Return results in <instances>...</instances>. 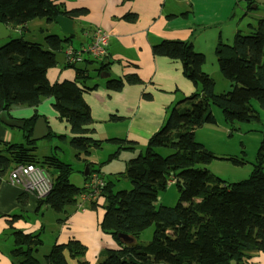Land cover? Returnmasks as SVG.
<instances>
[{
  "label": "trees",
  "instance_id": "trees-1",
  "mask_svg": "<svg viewBox=\"0 0 264 264\" xmlns=\"http://www.w3.org/2000/svg\"><path fill=\"white\" fill-rule=\"evenodd\" d=\"M129 1L132 0H124ZM247 1L249 5L253 3ZM86 14L85 9L67 11L56 0H0V22L10 31L18 28L25 31L28 23L38 19L56 24L58 16L76 20ZM137 18L135 14L124 16L132 23ZM250 29L248 35L237 31L232 45L226 44L219 35L215 48L219 70L233 87L220 95L215 93V80L203 71L205 55L195 50L192 40H164L152 46L155 57L179 61L184 76L200 92L174 106L164 125L142 148L124 139L101 141L88 137L93 134V119L84 94L98 87L87 85L93 78L88 66L97 61L87 57L82 64L67 65L76 72L73 82L51 84L47 79L48 70L58 64V54L74 41L77 33L62 37L49 34L43 43L10 36L8 42L0 45V113L21 106L36 108L44 99L53 97V109L70 126L72 137L68 140L76 151L75 157L84 158L90 165L87 181L92 173H100L88 157L104 142L118 144L119 150L137 152L127 170L117 175V181L122 178L129 182V189L116 190V183L105 180L102 190L105 212L100 227L119 242L120 248L108 251L107 257L98 264H248L252 254L264 253V154H260L261 159L248 179L227 185L207 168H199L209 165L214 156L196 140L198 129L216 123L212 106L223 111L229 124L259 120L258 112L250 104L252 100L264 110V21L260 20ZM96 72L100 77L108 72V65L101 63ZM139 84L143 82L137 75L109 78L106 82L107 88L113 91ZM39 118L35 114L24 120V142L4 145V154H0V177L17 165L33 164L46 172L53 169V190L39 203L49 205L60 217L57 221L62 223L70 208L79 207L85 188L70 182L74 172L71 163L55 155L38 159L33 153L38 141L29 139ZM49 132L46 138L63 141L67 138ZM160 151H166L167 155ZM169 182L177 187L179 202L174 207L156 208L158 196L168 190ZM97 204L90 206L98 208ZM153 224V238L143 244L140 235ZM119 234L129 235L133 243H124ZM13 235L11 254L15 264H42L35 253L37 236L21 232ZM66 251L71 258L81 259L86 247L75 240L55 245L45 256L47 264H69ZM79 264L89 263L81 259Z\"/></svg>",
  "mask_w": 264,
  "mask_h": 264
},
{
  "label": "crops",
  "instance_id": "crops-1",
  "mask_svg": "<svg viewBox=\"0 0 264 264\" xmlns=\"http://www.w3.org/2000/svg\"><path fill=\"white\" fill-rule=\"evenodd\" d=\"M56 2L67 11L87 10L86 15L73 20L75 33H80V44L71 42L75 48L89 46L92 38L86 34L93 29H102L109 36L107 57L88 66L93 78L88 80L87 85H98L95 90L84 94L93 119L91 126L93 134H89L88 137L101 141L124 139L136 143L139 148L144 147L164 125L174 106L200 92V88L184 76L179 61L167 57H155L152 46L164 40H192L195 50L199 52L197 46L200 41L207 37L210 30H214L215 35L211 42L215 53L219 35L222 37L223 34V26L234 23L233 20L238 17L243 2L249 5L247 0H132L129 2L56 0ZM252 2L255 4H251L252 9H258V3L264 4V0H252ZM249 8L250 5L245 12H248ZM126 14H135L138 18L133 23L128 22L124 19ZM259 17L264 21L262 15ZM243 21L244 19L237 28L235 27L233 34L236 35ZM30 23L26 25V31H30L27 29ZM249 25L250 28L255 27ZM52 29L57 30L61 34L56 33L59 36H65L57 24ZM15 31L22 32L21 35L24 36V29L18 28ZM65 50L66 48L58 54L57 66L47 72V79L51 84L76 80L75 70L67 67ZM199 53L203 54L201 51ZM101 63L108 65L107 73L110 75L108 78H104L102 74L100 77L97 76L96 70L100 68ZM204 67L206 65L203 66V71L213 77V74L205 71ZM127 75H137L143 84L125 85L121 91H113L107 88L106 81L99 80V78H124ZM213 79L215 80V76ZM215 83L217 86V82ZM54 103L55 99L50 97L44 99L36 108L15 107L9 113L12 118L20 120L38 114L46 119L49 131L56 135H64L68 140L72 137L70 126L65 120H60L58 113L53 109ZM226 126L225 124L224 128H227ZM12 130L0 123V154H4L5 144L24 142L23 133L18 139L17 133ZM36 152L37 148L33 153L36 155ZM93 157L94 153H92L94 167L95 161L101 160ZM9 172L0 177V264L16 262L11 254L14 247V232L37 236L38 243L41 244L42 234L48 228L53 238L51 249L55 245L78 241L86 247L84 258L81 259L89 264H98L107 256L108 251L120 248L119 242L112 235L101 230L100 224L104 216L102 208H91L90 205L84 208H70L65 221L59 223L57 219L60 217L54 214L49 205L40 204L34 195L10 184ZM47 173L50 177L55 174L51 171ZM99 202L104 204V201ZM65 256L69 264H79L81 261L78 258H71L68 251L65 252ZM248 264H264V253L252 254Z\"/></svg>",
  "mask_w": 264,
  "mask_h": 264
},
{
  "label": "rangeland",
  "instance_id": "rangeland-1",
  "mask_svg": "<svg viewBox=\"0 0 264 264\" xmlns=\"http://www.w3.org/2000/svg\"><path fill=\"white\" fill-rule=\"evenodd\" d=\"M252 5H250L248 12H245L247 11L248 5L243 2L241 6L242 8L238 12V17L233 20L234 23L230 25L226 24L228 26H223L222 38L226 44L232 45L234 43L235 34H233V31L243 19L244 21L239 25L238 30H240L243 35H248L251 33L249 24L256 27L261 18L259 16L262 15L264 18V4L258 3V9H252ZM224 23H226V21ZM54 26L55 24L50 26V24L45 20H34L29 24V27L27 26V29H30V31L25 30L24 36L21 35L22 32L12 30L11 39L24 37L27 41L43 43V35L45 37L49 34H60L57 31L58 28L57 30L52 29ZM208 33L207 37L200 41L197 46V50L199 52H203V55L206 57V67H204V70L213 74V77L215 76V82H217L215 93L218 95L225 94L231 91L233 87L232 85L231 87L228 86L231 82L226 80L219 70L217 57L214 53V45L212 43L215 31L210 30ZM6 42H8V40L1 41L0 45H4ZM79 42L80 33H77V36L74 38V43L79 45ZM99 80L107 82L108 79L99 78ZM250 104L258 112V121L253 120L250 123L235 122L234 124H229L225 121L223 111L216 106H212L216 123L200 128L196 136L197 142L204 145L205 148L214 156V159L209 165H200L199 168H207L213 175L225 181L227 185H232L248 179L251 176L255 165H257L261 159L260 154H264V110L254 100H252ZM224 123L227 125V128H224ZM223 129L227 130L224 131ZM12 131L17 133L16 135L18 139L21 138V133H23L22 129H15ZM107 143L108 142H104L101 148L98 149L99 151L94 150L92 152L94 153L93 158H98L102 161H95L96 164L94 163V169H100L99 174L104 181L110 179V181L116 183V190L129 189V182L122 178H120V181H117V175H120L127 170L129 161L137 156L135 155L137 152L132 153L128 150H119L118 144L111 142H109L110 144ZM36 146V156L40 159L44 156L51 157L55 155L60 157L64 162L71 163L74 168V172L70 176V182L79 188L85 187L87 180H84V171L88 164L84 162V158L77 159L75 157L76 151L70 145V140L63 141L55 138H45L38 141ZM160 152L163 155H167L166 151ZM116 153H118L116 158L110 159L111 155ZM88 160L90 162L94 161L92 160V155L88 157ZM51 172H54V170L51 169ZM100 197H102L100 198V201H104L105 204V197L102 193ZM179 199L180 194L177 187L173 182H169L168 190L159 194L155 206L156 208H159L160 206L174 207L178 204ZM104 204L98 202L97 205L105 212ZM154 230L155 225L153 224L140 235V241L143 244H148L153 238ZM41 240V244L38 243L36 245L37 250L35 253L42 264H47L45 256L50 254L52 250L51 241L53 240L51 232L48 228L43 232ZM88 253H90V250ZM106 257L107 256H105V258ZM105 258H102L100 262H102Z\"/></svg>",
  "mask_w": 264,
  "mask_h": 264
},
{
  "label": "built area",
  "instance_id": "built-area-1",
  "mask_svg": "<svg viewBox=\"0 0 264 264\" xmlns=\"http://www.w3.org/2000/svg\"><path fill=\"white\" fill-rule=\"evenodd\" d=\"M86 35H90L92 38L88 47L77 49L72 44L67 46L65 50L67 65L82 64L87 57H91L95 61L107 57L108 34L104 30L96 28ZM50 178L44 169L33 164L17 165L9 172L10 184L20 187L25 193L34 195L38 201L44 200L53 190ZM105 185V181L98 173L91 174L84 187L85 192L80 196L79 207L84 208L91 203H98L102 198L100 195Z\"/></svg>",
  "mask_w": 264,
  "mask_h": 264
},
{
  "label": "water",
  "instance_id": "water-1",
  "mask_svg": "<svg viewBox=\"0 0 264 264\" xmlns=\"http://www.w3.org/2000/svg\"><path fill=\"white\" fill-rule=\"evenodd\" d=\"M255 8V6L253 7ZM55 23L60 27L62 33L64 35L72 36L75 34V30L73 28L74 21L65 16H58L55 20ZM11 36V31L7 28V26L0 22V42L7 40ZM104 78H108L110 75L107 72L102 74ZM0 123L9 128L15 129H23L25 127V121L20 119L12 118L8 111H3L0 113ZM49 126L44 117H40L34 127L32 136L30 137V142L40 141L45 139L49 135ZM90 175V165L86 166L84 171V176L87 178ZM118 237L126 244H132L133 238L126 234H119ZM35 245L38 244V241H35Z\"/></svg>",
  "mask_w": 264,
  "mask_h": 264
}]
</instances>
